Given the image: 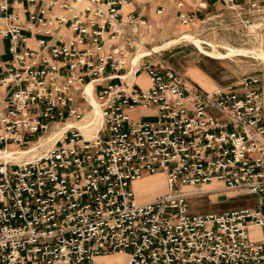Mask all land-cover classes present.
Listing matches in <instances>:
<instances>
[{
  "label": "built area",
  "instance_id": "built-area-1",
  "mask_svg": "<svg viewBox=\"0 0 264 264\" xmlns=\"http://www.w3.org/2000/svg\"><path fill=\"white\" fill-rule=\"evenodd\" d=\"M128 1L51 0L24 27L36 48L20 26L0 31L12 55L0 60V264H264V77L206 91L165 59L144 62L156 52L147 21L121 13ZM217 1L248 28L244 13L264 14ZM208 4L178 0L180 24L203 33ZM55 28L72 35L51 42ZM159 173L166 191L139 201L131 184ZM211 182L257 202L192 213L182 188Z\"/></svg>",
  "mask_w": 264,
  "mask_h": 264
},
{
  "label": "crops",
  "instance_id": "crops-1",
  "mask_svg": "<svg viewBox=\"0 0 264 264\" xmlns=\"http://www.w3.org/2000/svg\"><path fill=\"white\" fill-rule=\"evenodd\" d=\"M50 1L51 0H35V2L30 3L27 0H19L17 3H13V0H7V10L0 9V31L11 29L13 26H20L22 27L21 36L27 38L26 46L36 48L38 46V39H40L41 36L24 29V27L28 21L29 14L31 12L36 13L41 7L48 8ZM177 1L178 0H133L124 3L121 7V13L123 15L133 13L139 18L145 19L148 23V27L144 30L147 48L156 52V54L147 57L144 62L152 63L157 57L165 59L176 70L206 91H213L218 88H225L233 83H239L242 80L244 72L233 59H218L214 58L211 54L208 56L201 52L195 45L192 46L186 42L183 37L188 27L180 24L178 20L176 11ZM208 1V8L198 13L200 17L208 15L211 18H222L224 22L231 21L235 18V14L226 10L219 1ZM252 1L258 2L260 6L264 7V0H239V3L242 7L246 8ZM159 9H162L161 13L157 12ZM54 11L57 14L62 13V11L57 10V8H55ZM10 13L16 14L18 18L16 20L7 19ZM48 15L51 14L49 13ZM242 17L249 16L244 13ZM71 35V31L67 28H55L51 42L67 41ZM9 46V37L4 38L0 36V60L3 62H8L12 58ZM156 48L157 50L155 51ZM135 82L142 88H146L150 85L145 72H141L135 78ZM141 113L145 114L146 111L142 110ZM150 179L158 180L160 186L147 196L138 199L139 201L143 202L150 200L166 191L167 186L164 173L146 176L141 180L135 181L134 184L137 185L144 180ZM183 189L184 192L189 194L190 201L195 197H210L211 203L216 204L226 203L225 199L233 200L234 197L241 195L247 196V194L240 191H228L218 182H211L199 187L185 186ZM236 209H241V207ZM190 210L195 214L216 213L195 211L191 208V204ZM232 210L235 209L228 211ZM255 230L259 232L257 228Z\"/></svg>",
  "mask_w": 264,
  "mask_h": 264
},
{
  "label": "rangeland",
  "instance_id": "rangeland-1",
  "mask_svg": "<svg viewBox=\"0 0 264 264\" xmlns=\"http://www.w3.org/2000/svg\"><path fill=\"white\" fill-rule=\"evenodd\" d=\"M246 19L251 21L250 28L246 27L244 23L238 22L237 18L224 22L222 18L214 17L208 24L206 22L203 33L196 35L197 32H194L193 28L188 27L186 34H190L201 40V46L203 49L200 51L208 56H210L208 53L213 50L212 47L222 53H227L234 49L246 50L248 52L247 54L231 57V59H233L244 72L242 78L246 76L264 77V59L258 55V52H264V14H259L255 17L249 16L246 17ZM186 42L192 46L195 45L200 49L195 42L189 40H186ZM140 114L141 112L133 113L132 117L138 119V115ZM203 185H195V187ZM159 186L158 180L155 179L144 180L137 185L134 183L131 184L137 199L147 196L151 192L157 190ZM182 191H184L183 188ZM225 202L226 203L224 204H216L211 203L210 197H195L191 199L190 204L191 208L195 211L223 213L224 211L240 207H253L257 202V198L251 195H241L234 197L233 200L225 199ZM260 237L258 231L252 230L251 238L259 239ZM126 261L127 255L124 254L100 256L95 259L96 264H125Z\"/></svg>",
  "mask_w": 264,
  "mask_h": 264
},
{
  "label": "bare ground",
  "instance_id": "bare-ground-1",
  "mask_svg": "<svg viewBox=\"0 0 264 264\" xmlns=\"http://www.w3.org/2000/svg\"><path fill=\"white\" fill-rule=\"evenodd\" d=\"M183 38L186 39V40L195 42L197 44V46L200 48L199 50H202L203 49L202 46H201V40H199L197 37L191 36L190 34H186V35H184ZM212 48H213V50L210 53H208V52H206V53L211 54L214 58H218V59L231 58L233 56H239V55H244V54H247L248 53L246 50H242V49H234V50H231V51H229L227 53H222V52H219L216 49H214V47H212ZM156 49H155V51H156ZM258 55L261 58L264 59V52L263 51L258 52ZM85 92L88 95H90V93H91V85H88L86 87ZM92 104L94 105V101L93 100H92Z\"/></svg>",
  "mask_w": 264,
  "mask_h": 264
}]
</instances>
